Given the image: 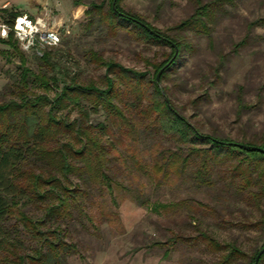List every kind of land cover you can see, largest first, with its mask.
I'll return each instance as SVG.
<instances>
[{
    "label": "rangeland",
    "instance_id": "374dc122",
    "mask_svg": "<svg viewBox=\"0 0 264 264\" xmlns=\"http://www.w3.org/2000/svg\"><path fill=\"white\" fill-rule=\"evenodd\" d=\"M73 1L0 0V22L13 19L17 13L33 15L42 5L52 7L64 21H74L70 35L58 46V61L64 71L58 86L47 93L49 97L71 79L82 84L100 83L104 70L86 60L85 51L89 48L126 67L146 72L148 77L153 69L143 59L159 62L169 53L168 47L149 46L132 36L112 38L98 28L87 31L85 12L90 0H80L82 4L78 6ZM161 2L124 0L123 6L162 31L191 13L189 0H166L159 9ZM79 7L82 11L77 14ZM260 18H264V0H233L232 4H225L210 39L187 34L193 54L185 52L177 73L161 83L171 89L174 104L188 120L198 122L205 131L217 129L234 139L249 138L254 133L264 135V25L248 29L251 22ZM242 40L246 43L237 45ZM21 51L27 65L38 72L41 67L34 55ZM217 66L215 76L213 69ZM19 71L17 56L0 42V101L3 96L8 97L9 89L15 88ZM238 87L243 89L244 101L254 105L240 115L236 112ZM75 115V111L70 114ZM90 122L94 126L110 125L103 111L92 114ZM142 127L137 125L141 132L135 143L128 139L114 141L105 169L109 186L106 181L91 180L85 184L76 176L71 177L80 188H88V195H79L78 203L70 207L71 217L60 223L65 239L77 245V252L67 258L66 264H217L220 254L207 248L201 236L204 234L219 243L234 242L248 254L258 247L264 238V224L262 229L254 223L264 214V202L261 211L252 207L247 192H235L238 181L225 189L224 183L230 178L221 179L217 171L211 176V187L198 185L193 180L191 164L179 176L161 178L151 167L174 146L162 133L150 136ZM97 132L103 143L119 137L115 129L113 134L102 129ZM177 201L182 204L167 207ZM174 236L182 239L172 243L169 239Z\"/></svg>",
    "mask_w": 264,
    "mask_h": 264
},
{
    "label": "trees",
    "instance_id": "16d2710c",
    "mask_svg": "<svg viewBox=\"0 0 264 264\" xmlns=\"http://www.w3.org/2000/svg\"><path fill=\"white\" fill-rule=\"evenodd\" d=\"M123 1L90 0L85 28L90 32L98 28L107 37L132 36L149 46L168 47L169 53L159 62L143 59L153 69L150 77L89 48L85 51L86 60L104 70L100 83L82 84L71 79L49 97L47 93L58 86L63 75L57 55L61 49L47 47L42 56L34 55L41 67L34 72L12 35L0 39L17 56L20 69L15 88L9 89L8 97L3 96L0 101V264H66L67 258L77 252V245L65 239L60 223L71 217L70 207L78 203V196L88 195V188H80L71 177L76 176L85 184L91 180L106 181L109 186L105 173L107 155L116 140L135 143L141 132L137 125H143V132L150 136L162 133L174 146L151 167L161 178L179 176L191 164L193 180L211 187V176L217 171L221 179L230 178L224 183L225 189L238 181L235 192H247L252 207L261 211L264 135L254 133L249 138L234 139L217 129L205 131L198 122L188 120L174 104L171 89L161 84L177 73L185 52L193 54L187 34L210 39L225 4H232L233 0H189L191 13L166 31L125 8ZM165 2L162 0L157 7L161 9ZM73 4L82 2L74 0ZM255 25H264V18L251 22L248 29ZM244 43L246 40L237 45ZM171 59L156 81L157 72ZM218 68L213 69L215 76ZM242 90L238 87L236 95L238 115L254 107L244 101ZM192 103L195 105L196 101ZM73 111L76 115L71 117ZM100 111L106 114L108 127L90 122V116ZM98 129L112 134L115 129L119 137L103 143ZM181 202L168 203L167 207L179 206ZM263 224L264 214L254 226L263 229ZM201 236L209 250L220 254L217 264L241 260L253 264L264 246L263 238L248 254L234 242L219 243L206 234ZM177 239L182 237L169 240L174 243ZM168 253L169 249L165 256ZM257 264H264V253Z\"/></svg>",
    "mask_w": 264,
    "mask_h": 264
},
{
    "label": "built area",
    "instance_id": "2783aa9c",
    "mask_svg": "<svg viewBox=\"0 0 264 264\" xmlns=\"http://www.w3.org/2000/svg\"><path fill=\"white\" fill-rule=\"evenodd\" d=\"M73 22L64 21L52 7L42 5L36 14L17 13L10 23L1 21L0 37L12 35L24 52L42 56L44 48L57 47L70 35Z\"/></svg>",
    "mask_w": 264,
    "mask_h": 264
},
{
    "label": "water",
    "instance_id": "95a60500",
    "mask_svg": "<svg viewBox=\"0 0 264 264\" xmlns=\"http://www.w3.org/2000/svg\"><path fill=\"white\" fill-rule=\"evenodd\" d=\"M176 54V53H175ZM172 62V59L163 67V68H161L158 72H157V74H156V81H158L159 80V77H160V74L162 73V71H163V69L165 68V67H167L170 63ZM250 148H252V149H257V150H259V151H263V150H261L260 148H255V147H250ZM264 253V246L262 247V249L257 253V255H256V257H255V259H254V263L253 264H257L258 263V261H259V259H260V257H261V255Z\"/></svg>",
    "mask_w": 264,
    "mask_h": 264
},
{
    "label": "bare ground",
    "instance_id": "6f19581e",
    "mask_svg": "<svg viewBox=\"0 0 264 264\" xmlns=\"http://www.w3.org/2000/svg\"><path fill=\"white\" fill-rule=\"evenodd\" d=\"M81 11H82V7H79L78 11H77V14L81 13Z\"/></svg>",
    "mask_w": 264,
    "mask_h": 264
},
{
    "label": "crops",
    "instance_id": "0c3cea01",
    "mask_svg": "<svg viewBox=\"0 0 264 264\" xmlns=\"http://www.w3.org/2000/svg\"><path fill=\"white\" fill-rule=\"evenodd\" d=\"M37 13V12H36ZM36 13H34V14H36Z\"/></svg>",
    "mask_w": 264,
    "mask_h": 264
}]
</instances>
